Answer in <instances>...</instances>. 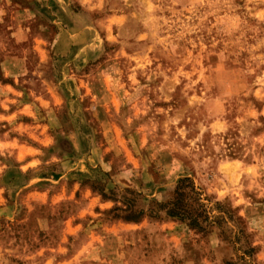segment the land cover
Listing matches in <instances>:
<instances>
[{"label": "rangeland", "instance_id": "rangeland-1", "mask_svg": "<svg viewBox=\"0 0 264 264\" xmlns=\"http://www.w3.org/2000/svg\"><path fill=\"white\" fill-rule=\"evenodd\" d=\"M0 264H264V0H0Z\"/></svg>", "mask_w": 264, "mask_h": 264}, {"label": "trees", "instance_id": "trees-1", "mask_svg": "<svg viewBox=\"0 0 264 264\" xmlns=\"http://www.w3.org/2000/svg\"><path fill=\"white\" fill-rule=\"evenodd\" d=\"M187 182H189L188 179L180 180L175 191V197L172 199V201L161 204L158 207L159 209H166L167 215L170 218L177 219L181 223H184L187 227L203 232L205 231V229L202 228L200 219L204 218V222L208 224L209 222L208 217L206 216V211L204 210V206L199 202L197 193H195L194 190L191 189L193 195L189 197L190 203H186L182 199V190L185 188H191L190 185L186 184ZM141 214L142 213L137 214L135 212H130L125 216V219L136 220ZM149 214L153 218L158 217L157 213H154L153 210L150 211Z\"/></svg>", "mask_w": 264, "mask_h": 264}, {"label": "clouds", "instance_id": "clouds-1", "mask_svg": "<svg viewBox=\"0 0 264 264\" xmlns=\"http://www.w3.org/2000/svg\"><path fill=\"white\" fill-rule=\"evenodd\" d=\"M98 46V45H97Z\"/></svg>", "mask_w": 264, "mask_h": 264}]
</instances>
